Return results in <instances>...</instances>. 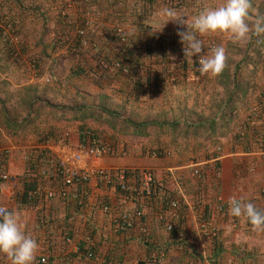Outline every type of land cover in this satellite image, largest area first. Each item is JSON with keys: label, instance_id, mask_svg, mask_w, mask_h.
<instances>
[{"label": "rangeland", "instance_id": "obj_1", "mask_svg": "<svg viewBox=\"0 0 264 264\" xmlns=\"http://www.w3.org/2000/svg\"><path fill=\"white\" fill-rule=\"evenodd\" d=\"M63 1L66 8L75 9L74 0ZM123 1L125 3H122ZM223 2L224 0H121L120 4H122L117 5L112 13L108 12L109 15L101 13L105 18L101 23L98 22L100 20L93 18L99 25L93 24L91 29L86 31L87 40L85 44L81 43L82 46L78 51L68 49L69 42L55 48L56 50L52 49L51 37L57 34L56 32L53 34L51 29L55 30L56 20L49 19L47 25L51 28L47 32L45 30L46 33L43 35L44 59L38 61L36 58L38 54L33 55L36 54L35 49L39 48V45H35V48H30L26 54L21 55L20 60L24 59L25 62L14 65L13 74L0 73V99L5 98V107L18 108L17 104L22 98L20 88L35 86L36 102L31 108L37 111L41 109L40 117L35 120L34 126H27L24 130L21 128V131L18 128L13 135L7 134L0 126V147L5 146L8 140L19 145L29 144L30 140L33 142L50 123L55 120H66L63 117L66 112L65 107L78 106L82 103L90 105L103 101L110 108L125 106L130 111L129 114L134 113V117L138 120L180 118L189 122L193 121V118L195 121H200L205 115L207 116L203 119H207L210 115L214 116L212 110H219L221 106H231V101L235 97L242 106L249 103L247 95L250 93L252 96L251 92L256 89L247 91L249 88L247 78L252 74L259 75L258 78L264 77V35L252 36L243 46L233 43L225 35L200 37L204 42L203 51L192 58H186L183 52L184 45L180 42L177 32L187 31V26L169 21L163 27L165 18L161 13L165 8L173 9L184 15V19H188L195 17L206 6L215 7ZM252 3L258 13L264 14V0H252ZM105 6L106 3L100 0L99 7ZM123 6H128V9ZM28 17L25 18V22L29 27L42 26L41 21H36L32 13L31 18ZM39 34L41 37V31ZM218 45H223L226 49L229 57L227 71L230 75L234 74L238 65L234 82L238 80V83L244 85V94L240 92L230 97L233 83L226 86L219 81L220 77L211 78L209 75L200 74L199 56L207 55ZM131 51L138 53L144 61L143 66L138 70L141 81L138 87L134 85L135 73L129 70V56L131 55V58L133 56ZM29 54L34 60L31 61ZM104 56L107 57L106 60L102 59ZM115 56L125 64L128 71L125 68L122 71L118 70L119 67H115L116 60L111 64ZM109 58H112L110 62ZM1 62L6 67V62ZM252 85L254 86L255 83ZM261 92L262 88L256 95L260 96ZM228 99L230 103L227 102ZM26 111H22L18 122L26 116ZM166 111H169V115L165 114ZM69 118L67 120H70ZM94 124L96 128L97 125L102 127L101 135L106 134L105 136L114 140L121 139L102 118L96 120ZM91 125L94 126L93 123ZM34 127L35 130L30 131ZM163 134H167V131ZM142 141L145 142L144 137ZM102 160L113 166L124 163V159L117 157L102 158ZM125 165L130 166L128 163Z\"/></svg>", "mask_w": 264, "mask_h": 264}, {"label": "crops", "instance_id": "obj_2", "mask_svg": "<svg viewBox=\"0 0 264 264\" xmlns=\"http://www.w3.org/2000/svg\"><path fill=\"white\" fill-rule=\"evenodd\" d=\"M31 1L23 0V3L28 8ZM13 10L18 11V8L14 7ZM13 10L8 8V14L11 15ZM51 15L57 24L59 21L57 19L60 17L55 13ZM28 18H31V13ZM26 25L29 26V24ZM8 40L12 48H18L16 37L10 36ZM21 61L25 62L24 59ZM258 76L252 74L247 78L249 83L247 91L256 89L251 92L252 96L248 93L247 102L249 103L242 106L235 97L231 101V106L224 107L223 110L220 108L216 111L212 110L215 115L207 118H213L215 121L214 126L216 127L212 130L214 135L209 142L221 146V153L217 159L215 156L205 154L209 142L205 145L207 140H203V136H196L190 131L187 135H180L178 131L172 135L169 133L172 127H169L165 130L167 134L158 137H144L145 142L148 141L147 144L149 143L150 146L170 150V155L167 157H152L146 153L144 155L138 144L145 143L142 142L143 137L141 136L118 135L121 139L125 138L123 140L127 145L135 144L136 147H128V150L125 148L122 155L120 153L117 156V158L124 159V163L117 166L150 168L159 179H167L165 182L168 196H175L180 191L184 197V203L179 208V218L173 221L176 222V229H181L182 238H178L172 231H167L158 219L160 204L156 201L149 203L145 223L150 229L153 242L158 246L155 251H162L164 254L162 262L149 264H264V233L253 231L250 222L246 219L230 216L228 205L229 198L236 197L252 202L258 209L264 210V154L256 149L254 142L251 141L250 144L249 140L247 141L250 136L258 135L260 131L264 132V116L256 118L258 107L262 103V99L256 94L260 88L264 87V77H259V79ZM253 83H255L254 86ZM165 114L169 115V111ZM206 116L202 118L199 116L200 121L206 122L207 119H203ZM174 119L185 122L184 119ZM192 120L191 122H198L194 118ZM57 121L46 126L44 131L54 124L62 125L61 128L63 126L75 128L78 122L76 119ZM224 121L227 122L224 123ZM251 131L254 132L253 135L250 134ZM36 138L33 142L30 140L29 144L19 145L11 140L5 143L11 148L10 157L5 165L7 170L22 173L23 167L25 168L22 153L36 143ZM245 141L248 145H242L241 142ZM192 162H196L201 168L199 178L192 175ZM127 163L130 166L125 165ZM95 165L113 166L102 159L96 161ZM168 169L181 177L179 180L181 187L177 186L172 175L167 172ZM14 198V196H8L6 189L3 188L0 203L20 215L27 233L36 238L40 245L37 257L46 254L47 264H84L81 261V253L76 252V246L77 244L80 247L84 245L83 235L88 233L98 234L97 248L102 253L123 260L120 264H128V258H145L152 253L150 247L148 248L135 237L121 240V237L116 235L106 239L107 217L88 205L86 208H80L73 202L62 204L52 201L49 204L50 208H45L43 213L51 214V211H57L50 221L42 222L31 204L29 206L27 203L15 204ZM217 204L224 206L222 212L215 210ZM206 219L218 228L217 236L210 237L203 234L201 224ZM64 234L71 236V243L64 240ZM0 257L2 264H10L5 254L0 253Z\"/></svg>", "mask_w": 264, "mask_h": 264}, {"label": "built area", "instance_id": "obj_3", "mask_svg": "<svg viewBox=\"0 0 264 264\" xmlns=\"http://www.w3.org/2000/svg\"><path fill=\"white\" fill-rule=\"evenodd\" d=\"M91 14L92 12L88 11V15L92 16ZM5 28L8 30L9 25ZM84 33L83 27L78 28V34ZM85 42L83 39L81 43L85 44ZM258 110L264 114V89L262 103ZM78 135H85V140L78 141ZM105 135L95 134L93 128L85 127L77 130V128L68 127L61 130L56 137L44 135L22 153L26 167H23L22 172L23 170L31 171V165L35 168L36 188L27 191V199H36L31 205L39 218L42 222L52 219L57 210L51 211V214L43 213L45 208H50L49 204L52 201L62 204L73 202L80 208H86L88 205L107 217L106 239L119 235L123 239L135 237L141 242L149 243L153 240L145 218H147L148 202L156 201L160 204L157 217L164 224L165 229L174 232L178 238H182L181 229H176V222H173L179 218V208L184 203L182 193L178 191L179 193L175 196H168L165 182L167 179H159L150 168L95 165V162L102 158L117 157L124 152L123 140H114ZM143 144L147 145L148 156L170 155L168 149L152 147L147 142ZM254 145L264 154V135L254 141ZM217 149H220L219 146ZM10 150L11 148L6 144L0 147V196L5 188L8 196L16 197V193L21 191L18 188L20 174L5 168L10 157ZM218 156L215 158L217 159ZM191 165L193 166L192 175L199 178L201 168L196 162H192ZM167 172L172 175L177 186L181 187L179 181L181 177L173 173V170L168 169ZM0 207L7 208L1 203ZM223 209L222 204L215 206L218 212H222ZM201 229L204 235L210 237L218 234V228L208 219L203 221ZM83 236L84 245L80 247L77 244L76 252L81 253V261L84 264H119L112 256H109L110 254L102 253L97 248L98 234L88 233ZM63 238L68 243L72 242L70 235L64 234ZM108 256L109 258L106 259ZM163 259L162 251H155L143 259L135 258L128 264L160 263ZM36 261L37 264H47L48 257L46 254H41ZM0 264H2L1 257Z\"/></svg>", "mask_w": 264, "mask_h": 264}, {"label": "trees", "instance_id": "obj_4", "mask_svg": "<svg viewBox=\"0 0 264 264\" xmlns=\"http://www.w3.org/2000/svg\"><path fill=\"white\" fill-rule=\"evenodd\" d=\"M103 1L106 3V6L100 8L99 7L100 0H74L75 9L71 10L70 8H66V4L64 3L63 0H32L28 8L23 3V0H0V73L2 72L5 74H9V75L13 74L15 71L14 65L23 64V62L20 60L21 55L26 54L27 50H29L30 48H35V45H39V48L37 50L35 49L36 54H33V55L36 56L38 54V56L36 57L37 60L44 59L43 56L45 55L44 53V48H45L44 42L45 41H44L43 35L47 31H49V29L51 28L47 25L49 19L51 20L53 19L52 18L53 15H51V13L52 14L55 13V15L60 17L57 19L59 20L57 21V24L55 23V27H54L55 30L51 29L53 34L54 32H56L55 34H57L51 37L52 49H55V48L57 49L58 47H61V45H63L64 43L69 42L70 46L68 47V49L74 50V51L80 50L82 46L81 45L82 40L83 39L87 40L86 31L88 29H91L89 27L93 23L96 26V25H99L101 21H104L105 18L102 17L101 13H105V15L107 16L109 15L108 12L111 11L112 13L113 12L112 10L116 9L117 5H121L122 3H125L123 1L120 4L121 0H103ZM7 7L11 10H13V8L16 7L18 8V11L20 12H18L17 10H13L11 11V15H9ZM123 7L128 9V6H123ZM98 8L101 9L102 11L99 10ZM42 10H45V11H42ZM48 11L51 13H49ZM88 11L92 12L91 14L92 16L88 15ZM30 13L33 14L34 19L36 21H41L42 23L41 27L36 28V26L34 25L30 27L26 25L25 18L27 19ZM137 13H139V11H137ZM139 15H141V13H139ZM93 18H96L97 21L100 20L98 21L99 23H96V20L94 22ZM87 21H89L90 23H86ZM6 25H9L8 30H6L5 28ZM82 27L84 28L85 33L83 35H80L78 34V28L80 29ZM34 29L36 30L34 31ZM40 31H41V37L39 34ZM10 36L16 37L18 39L17 49H14L15 47L12 48L11 43L9 44L8 38ZM257 42L260 43V41H257ZM89 48L91 49L92 47H89ZM130 53L133 56L132 58H131V55L129 56L130 57L129 58L130 59L129 60L130 61L129 70L132 73H135L136 76H135L134 85L138 87L139 84L141 83L140 78L138 77V70L140 66H143L144 61L142 60V57L138 53H135L134 51H131ZM28 57L31 59V61L32 59L34 60L33 56L30 55ZM102 59L106 60L107 57L104 56ZM110 59L112 58H109L108 60L109 62L111 61ZM115 60H116L115 64L117 65L115 67L117 68L119 67L118 70L122 71V69L125 68L128 71V68L125 66V64L119 61L116 56L112 59L111 64H113ZM1 61H3L4 63L6 62L5 63L6 67L5 65L2 64ZM227 69L228 67L218 77H220L219 81L226 86H228L230 83L234 84L232 87V92L229 93V96L230 97L234 96V94H238L240 92L241 94H244L245 92V88L243 87L244 85L238 83V80L237 82H234L235 76H236L235 73L238 71V65L236 66L233 75H230ZM20 91L22 92L21 93L22 98L18 102L17 104L18 108L16 109H7L5 107V101H4L5 98L0 99V120H1L0 126L3 130H5V132H7V134H10V135H13L14 133H16L18 128L21 131V128L24 130L27 126L28 127L34 126L35 120H37V118L40 117V114H41L40 112L41 109L37 111V109L33 110L31 108V105L34 102H36V99L34 97V94L36 92V87L28 85V86L22 87V89L20 88ZM227 102L230 103L229 99ZM224 107L226 106H221L220 109L223 110ZM64 109L66 110V112L64 113L63 117L66 120L68 119V117H70L69 118L70 120H74V119L78 120V122L75 125V128H77V130H81L85 127L93 128V131L95 134H100V132L102 131V127L97 125V128H96L95 125L92 126L91 124L92 122L95 123L96 120H101L102 118V120L111 129H113L112 131L116 134L141 136V137L147 138L149 135L157 136V135L163 134L166 129H168L169 127H172L171 129H169L172 135L175 133V131L176 132L178 131V134L180 135H183V134L187 135L190 131L194 133V135L196 136H203L202 137L203 140H207V142H205V145H206L209 141H211L210 138L214 135V132H212V130L214 129V127H216L214 126L215 121L213 118L210 120H207L206 122L205 121L181 122L178 119L138 120L134 117V113L131 115L129 114L130 111H128V109L125 108V106H121L117 108H110V107H107L103 101L99 103H93L90 105L82 103V104H79L78 106L76 105V106L67 107V108L65 107ZM24 110H27L26 116L23 117L20 122H18V119L22 111ZM256 114H257L256 118H259L260 116L264 115L263 113L259 111H257ZM226 122L227 121H224V123ZM61 126H59V124L52 125V127L46 131H43V132L39 131L42 133L39 134L40 137L38 139H40L44 135H54L55 137L58 136L61 130L67 129L66 126H63L62 128ZM34 130H35V127L33 130H30V131H34ZM252 131L250 134L253 135L254 132L252 133ZM255 131L257 130L255 129ZM260 132H258V135L250 136L247 139V141L249 140L250 144L254 142V140L257 141V139H259L260 136L264 135V132H261V133ZM85 138H86L85 135H78L77 140L84 141ZM247 141L241 142L242 145L247 144ZM138 144H139L140 149L144 152V155L145 153L147 154V147H146L147 145L143 143H138ZM124 145H125V148H127V150H128V147H131V148L136 147L135 144L127 145L125 141H124ZM207 145L208 147H206L207 149H205L206 155L217 156L221 153L220 145H215L210 142ZM217 146H219L220 148L219 150L217 149ZM30 170L31 171L23 170V172L19 176L20 185L18 186V188H20L21 191L16 193L18 196V197L16 196L17 198L15 197L16 204L27 203V205L29 206L30 204L36 201L35 198L31 200L27 199V191L29 189L36 188V182H34L35 168L33 165H31ZM80 187H82V184H80ZM23 189L24 191L22 192ZM148 205H149V202H148ZM18 207H22V206H18ZM37 217L39 216L37 215ZM121 240H124V239L121 238ZM143 244L147 246L148 248L150 247L152 253H155V250L158 248V246L154 242L148 243L144 241ZM112 258L115 260V262H119V264L123 262V260L121 261L120 258L118 257L113 256ZM140 259H143V258H140ZM132 260H134V258L132 259L128 258L129 263Z\"/></svg>", "mask_w": 264, "mask_h": 264}, {"label": "clouds", "instance_id": "obj_5", "mask_svg": "<svg viewBox=\"0 0 264 264\" xmlns=\"http://www.w3.org/2000/svg\"><path fill=\"white\" fill-rule=\"evenodd\" d=\"M161 16L165 18L163 27L169 21L187 26V31L177 32L186 58L203 51L204 42L200 37L225 35L233 43L243 46L252 36L264 35V14L256 11L252 0H224L218 6L204 7L195 17L188 19L170 8L163 9ZM228 59L223 45L213 47L207 55L199 56L200 74L211 78L220 76L228 67ZM259 98L262 99V92ZM228 205L230 216L244 218L250 222L253 231L264 233V210L236 197H230ZM39 251L37 239L27 233L20 215L15 210L0 207V253L6 255L10 264H36Z\"/></svg>", "mask_w": 264, "mask_h": 264}]
</instances>
